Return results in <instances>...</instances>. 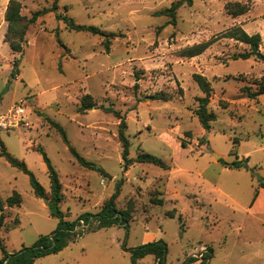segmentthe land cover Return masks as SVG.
<instances>
[{"label":"rangeland","instance_id":"obj_1","mask_svg":"<svg viewBox=\"0 0 264 264\" xmlns=\"http://www.w3.org/2000/svg\"><path fill=\"white\" fill-rule=\"evenodd\" d=\"M19 1L27 18L53 3ZM175 1L58 0L55 10L28 27L21 52L11 51L0 37V110L20 100L28 104L21 132L0 130L5 150L49 193L37 147L45 151L62 185L59 207L66 220L99 212L118 183L117 208L132 207L128 226L115 222L95 229L96 220L90 219L86 229L77 227L83 230L74 241L34 264H132L131 249L152 240L166 243L164 264H185L189 257L194 259L188 264H264V195L249 209L264 181V92L251 98L241 91L257 89L264 60L235 58L249 46L222 35L235 25L259 32L264 55V0H192L178 7L171 23L169 15L157 12ZM227 1H249L251 8L232 17L224 8ZM57 15L116 35L107 49L104 35L69 29ZM210 39L195 59L178 55ZM200 72L212 87L207 110L216 115L203 131L195 114L203 93L192 79ZM83 94L97 107L78 110ZM157 94L166 98L151 97ZM115 112L125 117L128 157L149 152L167 168L143 162L124 171ZM69 147L106 174L79 164ZM233 160L247 167L223 164ZM13 191L21 203L5 214L13 225L3 238L16 252L49 235L58 219L50 213L51 202L34 194L28 175L0 156V198ZM153 198L163 201L155 204ZM137 264L156 261L147 254Z\"/></svg>","mask_w":264,"mask_h":264},{"label":"trees","instance_id":"obj_2","mask_svg":"<svg viewBox=\"0 0 264 264\" xmlns=\"http://www.w3.org/2000/svg\"><path fill=\"white\" fill-rule=\"evenodd\" d=\"M57 1L58 0H53V3L50 7H45L33 11L31 13V16L28 18L21 14V3L19 0L7 1L6 9L4 12V19L7 22V30L5 33L4 41L7 42L9 48L13 52H21L22 43L25 42V34L28 30V27L33 24L36 21L37 17L41 14L55 10L57 8ZM184 3L191 4L192 0H176L168 8L158 11L157 14L169 15L171 17V23H175L176 10L179 6ZM224 8L227 14L231 15L232 17H237L239 15L247 13L250 10L251 6L249 4V1H227L224 5ZM57 17L59 19H62L66 27H68L69 29L86 30L92 32L93 34L104 35V42L107 49L110 40L116 35L115 33H109L105 35L98 27L75 23L71 18L65 15H57ZM222 35L229 38H233L249 46V50L247 52L240 53L235 56V58H248L250 56H257L259 54L264 57V55L260 53V45L262 39L261 34L259 32L248 33L240 25H235L223 32ZM212 42L213 39H210L182 48L181 50H179L178 55L187 58L194 57L196 55L201 54L209 45H211ZM192 78L197 83L200 90L203 92V96L197 99L198 107L195 109V114L198 117L201 126L208 130L210 128V122L213 121L216 117L214 112H210L207 110V105L211 97L212 87L209 80L200 73H193ZM136 79L139 80V77L136 76ZM137 85L138 83L134 84L135 87ZM257 86L258 87L255 91H251L248 86H242L241 91L245 92L246 95L251 98H255L257 95L263 93L264 75L261 79V82H259ZM151 97L166 98V95L157 94L152 95ZM221 106L223 108L227 107L226 100H223L221 102ZM95 107H97V103L90 94H83L80 97V104L78 106V110L84 111L86 109ZM105 109L107 111H112L111 108ZM114 114L119 119L117 134L122 147L121 156L123 159L124 171L127 170L128 167L134 163L143 162L152 163L162 168H167L168 165L160 157L149 152L139 151L134 157H128L130 142L125 134V129L127 127L125 117L120 115V113L118 112H115ZM50 123L54 127H56L57 130L60 131L64 138H66L63 128L58 123L52 120H50ZM184 144L185 143L182 142V145ZM37 149L42 154L43 161L45 162L49 175L51 186L49 193L45 191V188L39 183L35 175L28 169L26 164L23 161L12 156L9 152H7L2 142L0 141V156L4 157L10 165L17 167L23 173L28 175L31 188L37 197L47 198L48 202H51L50 213L52 216L58 219V225L55 230H53L49 235L40 236L31 246H24L16 252H8L6 250L3 244L2 237L0 235V251L2 253V257L0 258V264H33L40 257L59 252L64 249L70 243V241H74L75 238H77L78 235L81 234L83 229L78 230L77 227L81 226L82 228H84L86 225H89L90 219L96 220L95 229L109 226L110 224L115 222H125L126 226H128L129 221L132 219V207H127L126 209H118L116 206V199L120 192V184L118 183L115 191L107 200H105L99 212L95 214L84 213L78 216V218L73 221L66 220V214L59 207V203L62 200L63 194L61 192L62 185L60 183L58 173L56 172L45 151L40 146L37 147ZM69 149L79 164L84 167L94 169L100 174H106V172L101 166L92 161L84 159L81 155L76 152L73 147H69ZM223 164L229 168L247 167L246 163H242L239 160H233L231 162L223 161ZM260 184L264 187L263 180H261ZM152 201L155 204H161L163 200L162 198H153ZM20 203L21 195L17 191H13L12 194L8 196L5 200H2L0 198V230L4 225V219L6 217L5 213L3 212L4 206L14 207L18 206ZM169 215L173 216L174 212H170ZM166 249V243L162 240H152L131 249L130 259L132 264H137V261L139 259L143 258L147 254H151L154 256L156 264H164V256L166 253ZM204 255L205 254L202 255L203 261L204 259L210 257L209 253H207V255L205 256ZM193 259L194 257H189L185 264H188Z\"/></svg>","mask_w":264,"mask_h":264},{"label":"built area","instance_id":"obj_3","mask_svg":"<svg viewBox=\"0 0 264 264\" xmlns=\"http://www.w3.org/2000/svg\"><path fill=\"white\" fill-rule=\"evenodd\" d=\"M28 104L25 100H20L9 108L0 110V130L19 132L27 125L26 109Z\"/></svg>","mask_w":264,"mask_h":264},{"label":"crops","instance_id":"obj_4","mask_svg":"<svg viewBox=\"0 0 264 264\" xmlns=\"http://www.w3.org/2000/svg\"><path fill=\"white\" fill-rule=\"evenodd\" d=\"M7 1L8 0H3V1H1L0 2V9L2 10V20L0 19V30H2L3 29V32L1 33V35H0V37L2 38V40L4 41V37H5V33H6V30H7V22H6V20L4 19V12H5V9H6V4H7ZM2 6V7H1ZM245 14V13H244ZM243 15V14H242ZM240 16V15H239ZM38 21H42V18L40 17V16H38L37 17V19H36V23L38 22ZM34 22V23H35ZM26 41V40H25ZM5 42V41H4ZM6 44H7V42H5ZM8 45V44H7ZM9 47V46H8ZM11 50V49H10ZM12 51V50H11ZM200 55V54H199ZM199 55H196V56H194V57H190V58H187V59H195L196 57H198ZM16 74V73H15ZM200 74H202V75H204V73L203 72H200ZM205 76V75H204ZM16 77H20V75L19 74H16ZM206 77V76H205ZM207 78V77H206ZM193 79V78H192ZM137 80V79H136ZM203 93V92H202ZM27 111V110H26ZM27 117V116H26ZM26 128V127H25ZM22 129H24V127L22 128ZM204 130V128H202V131ZM22 131V130H21ZM21 131H19V132H21ZM131 167H132V165H130ZM129 168V167H128ZM127 170H129V169H127ZM127 170H125V172L127 171ZM12 194V193H11ZM264 195V188L263 187H260L259 188V192H258V195H257V197H256V199L254 200V202L252 203V205L250 206V210H252L253 209V207H254V205H256V203L259 201V198L261 197V196H263ZM14 207H16V206H14ZM14 207H8V206H4V210H3V212L5 213V214H8V212H10L11 213V211H12V209L14 208ZM10 223H11V219L10 218H8V216L6 215V217H5V219H4V225L2 226V228H1V230H0V235H1V237H2V240H3V244H4V246H5V248H6V250L8 251V252H12L11 250H9V249H7V247H6V244H5V241H4V238H3V233L5 232V231H8L10 228H11V226H12V224L10 225ZM2 257V253H1V251H0V258ZM34 264V263H33Z\"/></svg>","mask_w":264,"mask_h":264},{"label":"water","instance_id":"obj_5","mask_svg":"<svg viewBox=\"0 0 264 264\" xmlns=\"http://www.w3.org/2000/svg\"><path fill=\"white\" fill-rule=\"evenodd\" d=\"M258 56V58H260L261 60H264V57L263 56H261L260 54L259 55H257ZM46 201H47V199H46Z\"/></svg>","mask_w":264,"mask_h":264}]
</instances>
